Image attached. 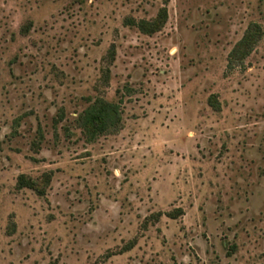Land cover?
<instances>
[{
  "label": "rangeland",
  "instance_id": "obj_1",
  "mask_svg": "<svg viewBox=\"0 0 264 264\" xmlns=\"http://www.w3.org/2000/svg\"><path fill=\"white\" fill-rule=\"evenodd\" d=\"M0 264H264V0H0Z\"/></svg>",
  "mask_w": 264,
  "mask_h": 264
},
{
  "label": "trees",
  "instance_id": "obj_2",
  "mask_svg": "<svg viewBox=\"0 0 264 264\" xmlns=\"http://www.w3.org/2000/svg\"><path fill=\"white\" fill-rule=\"evenodd\" d=\"M166 20V11L161 9L157 17L152 21L138 22V28L144 33H153L160 29ZM260 30L256 25L248 28L241 39L236 43L232 54H239L244 57L249 54L253 45L260 37ZM119 103L105 102L98 100L86 107L79 116L80 127L88 134V139L92 140L103 134L110 127L116 126L120 121ZM32 187L34 183H24ZM174 217V216H173Z\"/></svg>",
  "mask_w": 264,
  "mask_h": 264
}]
</instances>
